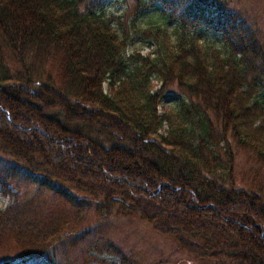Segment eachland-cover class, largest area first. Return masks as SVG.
I'll return each mask as SVG.
<instances>
[{
    "label": "trees",
    "instance_id": "trees-1",
    "mask_svg": "<svg viewBox=\"0 0 264 264\" xmlns=\"http://www.w3.org/2000/svg\"><path fill=\"white\" fill-rule=\"evenodd\" d=\"M106 2L0 0V153L68 200L55 184L102 200L108 217L138 216L201 263L264 264V179L247 191L235 174L237 148L264 166V48L234 39L244 24L207 0H135L125 17ZM139 33L149 53L129 54ZM175 86L188 102L160 114ZM53 150L65 158L53 164ZM10 240L29 255L0 264H51L63 238L11 206L0 211V243Z\"/></svg>",
    "mask_w": 264,
    "mask_h": 264
},
{
    "label": "rangeland",
    "instance_id": "rangeland-1",
    "mask_svg": "<svg viewBox=\"0 0 264 264\" xmlns=\"http://www.w3.org/2000/svg\"><path fill=\"white\" fill-rule=\"evenodd\" d=\"M209 3L220 5L226 12L242 22L246 34L239 29L234 39L247 40L250 35L264 48V0H207ZM161 6L147 12L141 19L143 29L150 24L159 22ZM135 0H107L105 12L108 16H130L134 11ZM160 24V23H159ZM206 27V26H205ZM173 25L168 28L170 32ZM203 37L216 39L221 43L224 34L215 33L205 28ZM151 40L140 33L135 36V45L129 51L138 50L143 55L149 53L146 43ZM169 41L173 42V39ZM155 48V47H154ZM4 60L11 72H15L14 63ZM53 76L59 77V68L53 64ZM155 84L156 82L153 81ZM158 88V87H157ZM108 91V85H105ZM186 98L175 86L159 106V113L172 115ZM46 111V110H45ZM5 126L12 127L9 121ZM168 125L162 133H166ZM21 133V132H20ZM25 138V137H24ZM44 137L41 136L40 140ZM39 145L33 144L32 151H38ZM60 151L53 150L49 159L53 164L65 156ZM236 184L239 189L252 190L254 179H264V166L257 158L246 150L237 148ZM63 154V153H62ZM64 160V159H63ZM71 174L83 173V166L74 161H63ZM91 173V172H90ZM90 173H86L89 175ZM39 176L17 163L11 157L0 153V211L14 207L25 219L39 221L51 225L53 231L60 233L63 240L50 248L46 263L51 264H204L182 252L171 237L157 233L148 223L138 216L124 217L113 213L110 217L102 214V200L72 191L63 185L54 186L57 190H65L71 200L58 195L54 191L42 188L36 181ZM59 187V188H58ZM250 187V188H249ZM29 255L16 241L0 243V262L11 261L18 263ZM48 255V254H47ZM33 261V260H32ZM37 262L40 260H36ZM33 263V262H31ZM206 264V263H205Z\"/></svg>",
    "mask_w": 264,
    "mask_h": 264
}]
</instances>
